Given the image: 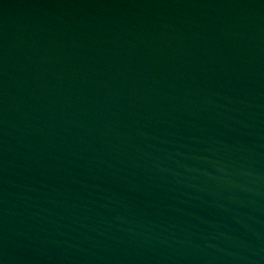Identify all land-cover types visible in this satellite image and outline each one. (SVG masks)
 <instances>
[{"label": "water", "instance_id": "water-1", "mask_svg": "<svg viewBox=\"0 0 264 264\" xmlns=\"http://www.w3.org/2000/svg\"><path fill=\"white\" fill-rule=\"evenodd\" d=\"M0 264H264V0H0Z\"/></svg>", "mask_w": 264, "mask_h": 264}]
</instances>
